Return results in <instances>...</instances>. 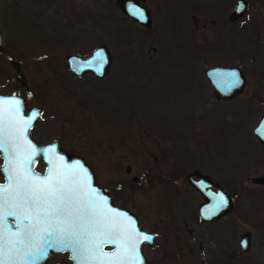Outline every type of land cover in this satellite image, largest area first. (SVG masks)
Wrapping results in <instances>:
<instances>
[{"label": "rangeland", "instance_id": "1", "mask_svg": "<svg viewBox=\"0 0 264 264\" xmlns=\"http://www.w3.org/2000/svg\"><path fill=\"white\" fill-rule=\"evenodd\" d=\"M244 1L232 23L235 0H144L153 20L143 27L116 0H0L7 51L0 93L17 90L12 57L30 88L27 106L40 109L30 137H59L87 160L99 185L118 181L117 203L155 233L142 249L146 264H193L197 230L208 252L220 251L216 235L196 227L201 199L184 179L194 169L232 190L233 207L215 225L225 228L210 226L224 247L227 228L234 248L249 230V264L264 255V187L245 181L264 172V150L251 132L264 106V0ZM99 44L111 56L102 78L66 70L65 55L85 56ZM214 65L244 74L242 92L229 101L216 103L203 75Z\"/></svg>", "mask_w": 264, "mask_h": 264}, {"label": "snow or ice", "instance_id": "2", "mask_svg": "<svg viewBox=\"0 0 264 264\" xmlns=\"http://www.w3.org/2000/svg\"><path fill=\"white\" fill-rule=\"evenodd\" d=\"M97 59L102 61L100 53ZM236 75L230 74L231 84ZM20 103L15 97L0 101V156L8 161L7 183L0 184V264H30L52 248L71 250L76 264H143L139 244L149 237L108 208L83 175L36 176L26 167L32 162L25 155L32 147L25 139L31 122L19 118ZM223 203L221 196L210 214ZM104 245L115 251L104 253Z\"/></svg>", "mask_w": 264, "mask_h": 264}, {"label": "water", "instance_id": "3", "mask_svg": "<svg viewBox=\"0 0 264 264\" xmlns=\"http://www.w3.org/2000/svg\"><path fill=\"white\" fill-rule=\"evenodd\" d=\"M116 3L121 10V12L134 20L137 23H142L144 26L148 25V21L140 20L136 17L137 9L141 10V6L135 4L134 0H116ZM246 8V3L244 0H236L233 9L231 10L230 14L228 15L227 19L229 21H233L241 16ZM147 15V13H146ZM143 21V22H140ZM6 49L3 47L2 42V35L0 31V53H6ZM97 53L101 54L102 61L97 59ZM111 61V56L109 53L108 48L104 44L97 45L89 54L85 56L67 54L64 56V66L69 73H71L74 77H82L84 74H89L94 78H102L107 69L109 67ZM9 65L14 71V80L16 81V88H22L26 85V79L23 76L22 70L20 68L19 63L14 60L12 57L9 60ZM203 75L206 78L211 91L212 95L217 100H229L235 97L236 95L240 94L243 90L245 85L246 79L244 77L243 72L236 66H222V65H215L210 66L203 69ZM236 73V80L235 84H231L230 81L233 79L230 74ZM15 97L21 103L19 105V118L22 120L30 121V126L27 129L26 137L28 144H31V148L26 149V157L31 159L30 164H26V167L31 170V173H34L36 176H45L48 174L49 171H59L63 176L66 178H74L80 175H83L89 185H91L92 190L96 193L97 197L102 199L106 202L108 208H110L113 212H118L120 216L126 217L127 220L125 223L131 222V226L138 231L141 235L149 237L147 240H141L139 244V250L142 257L143 264L147 263L146 258L144 257L141 246L143 244L150 246L153 243L154 235L149 233L140 228L137 217L132 214L129 210L122 208V207H114L110 202V197L108 195H103V192H106L104 188L97 185L94 181L93 172L90 168L84 163L82 157L77 154H67L61 150V145L57 141H52L48 144H44L41 142H36L31 139L29 135V130L33 126V124L38 121L39 113L36 109H30L24 112V99L17 95V94H1L0 93V101L4 99H10ZM252 134L255 136L258 143L264 149V107L261 110L260 116L256 122V124L251 129ZM35 153V155H33ZM67 158L73 157L74 163L73 165H79L81 169L75 168L73 170V175L70 174L69 171L65 174L64 171L58 169V166L61 164L58 161H52L53 158ZM2 163L0 165V174L4 178V182L0 184L7 183V170H8V161L3 157L0 156ZM37 158H42L47 160V167L44 174L39 175L36 174L32 167ZM129 171V166H125V172ZM72 175V176H71ZM134 179V178H133ZM185 180L188 185L197 191L202 197L203 202H201L197 206V212L199 218L202 221L210 222L216 219L221 218L225 213L229 211L231 208V201L228 198L225 191L222 187L216 183L211 181L206 175L199 173L197 170H193L188 172L185 175ZM249 180L254 184H261L264 186V176H252ZM223 196L224 203L219 208H216L215 214H210V210H212L216 204L219 197ZM11 219V218H10ZM239 244L242 250H247L250 245V232L245 231L239 237ZM105 246V245H104ZM109 246L110 249L102 251L104 253H112L115 251V246L113 245H106ZM51 252H66L68 254V260L71 261L72 264H76V262L72 258V252L69 249L64 250H57L55 248L48 249L47 255L38 258L35 262H30V264H43L44 261L50 256Z\"/></svg>", "mask_w": 264, "mask_h": 264}, {"label": "flooded vegetation", "instance_id": "4", "mask_svg": "<svg viewBox=\"0 0 264 264\" xmlns=\"http://www.w3.org/2000/svg\"><path fill=\"white\" fill-rule=\"evenodd\" d=\"M135 1V4H137L138 6H141V10H139V11H141V12H143V15H144V18L143 19H140L139 18V16L138 15H136V17L138 18V19H140V20H146V21H148V25L147 26H149L150 24H151V22H152V20H153V18L151 19V16H150V12H149V10L146 8V5H145V3H144V0H134ZM236 1V0H235ZM246 3V2H245ZM235 4V3H234ZM233 7H234V5H233ZM233 7H232V9H233ZM231 9V10H232ZM138 10V9H137ZM231 12V11H230ZM146 13H147V15H146ZM230 14V13H229ZM228 14V15H229ZM228 15H227V17H228ZM240 17V16H239ZM238 17V18H239ZM237 18V19H238ZM237 19H235V20H237ZM235 20H233L234 22H235ZM227 21L228 22H232L233 23V21H229L228 19H227ZM140 22H143V21H140ZM138 25L139 26H143V27H146V26H144L142 23H138ZM152 51H154V48H152ZM111 62V61H110ZM139 65L141 66V67H145L146 69H148V68H151L152 67V65L150 64H148L147 65V63L146 62H139ZM215 66V65H214ZM152 69V68H151ZM75 78H77V77H75ZM30 88L27 86V83H26V85H24L22 88H17V90H16V92H14V93H1V94H17V95H19V96H21L23 99H24V106H25V108H24V112H26V111H28V110H30V109H36V110H38V113H39V119H38V121L40 120V109H39V107H37V106H33V105H30V106H27V103H28V94H29V90ZM17 91H20V93L21 94H19ZM23 91V92H22ZM212 92V91H211ZM214 98V97H213ZM234 98V97H233ZM214 100L216 101V103L218 102V101H229V100H231V99H229V100H217V99H215L214 98ZM264 107V106H263ZM263 107H262V109H263ZM261 113V112H260ZM38 121H36L34 124H33V126L30 128V130H32L33 129V127H34V125L38 122ZM30 130H29V135H30ZM32 140H34L33 138H31ZM34 141H36V142H41V143H44V144H48V143H50V142H52V141H57L60 145H61V150L63 151V152H65V153H67V154H74V153H72V152H70V151H68V148L65 146V144H64V142L63 141H61V139L59 138V137H55V138H51V139H49V140H34ZM264 150V149H263ZM82 157V156H81ZM74 159L75 158H73V157H67V158H53V162L54 161H58V162H60L61 164L58 166V169H60V170H62V171H64L65 172V174H67L69 171H71L70 172V174H72L73 175V168H72V166H74L73 165V163H74ZM82 159H83V161H84V163L90 168V170L93 172V176H94V181H95V183L97 184V185H99L97 182H96V180H95V174H94V171H93V169L90 167V165L88 164V162H87V160H85V158L84 157H82ZM1 163H2V160H1V158H0V165H1ZM67 166V167H66ZM126 166H128V165H126ZM46 167H47V160H45V159H42V158H37L36 159V161H35V163H34V165H33V167H32V169H33V171L36 173V174H39V175H42V174H44V172L46 171ZM78 169H81V167H79ZM194 170H196V169H194ZM191 171H193V170H191ZM198 171V170H197ZM124 172H125V167H124ZM130 172V168H129V171L128 172H125L126 174H128ZM199 173H201V174H204V175H206L211 181H213V182H216V183H218L221 187H222V189L225 191V193L227 194V196H228V198L230 199V201H231V208L229 209V211L227 212V213H225L222 217H224L225 216V218L227 217L226 215H228L229 213H230V211H231V209H232V207H233V193H231L232 192V190L229 188V187H227V188H224L218 181H216V180H213V178L212 177H210L209 175H207V174H205V173H202V172H200V171H198ZM187 174V173H186ZM71 175V176H72ZM261 176H264V172L262 173V174H260ZM260 175H257V176H260ZM134 178V179H133ZM249 178L250 177H248V176H246L245 177V181H248V182H250L251 184H253V185H257V186H262V187H264L263 185H261V184H254V183H252L250 180H249ZM184 179H185V177H184ZM137 180V176H131V181H133V182H135ZM4 182V178L1 176V174H0V183H3ZM185 182H186V180H185ZM187 183V182H186ZM187 185H188V183H187ZM100 187H102V188H104L105 189V191L106 192H103V195H108L109 197H110V202H111V204L114 206V207H122V208H125V207H123V206H121V205H119L118 203H117V201L115 200V196H116V190L115 189H119V187H120V184L118 183V181H115V182H113V184H112V187L111 186H109V187H107V186H102V185H99ZM189 186V185H188ZM190 187V186H189ZM191 188V187H190ZM191 189H193V188H191ZM194 190V189H193ZM195 191V190H194ZM195 192H197V191H195ZM198 193V192H197ZM199 194V193H198ZM199 196H200V201L196 204V206H195V211H196V214H197V217H198V221L196 222V227L197 228H199L200 229V227L206 232L205 234H207L208 233V231H212V234H215L216 235V239L214 238V240L217 242V245L219 246V250L220 251H218L217 249H213L211 252H208V249H207V247L205 246V244H204V240L205 239H202L201 238V236H199V235H197L198 233H200V231L199 230H197L196 231V234L194 235V240L196 239V252H195V257H194V259L192 260V262H193V264H249V258H248V255L246 254L247 252H248V250H249V248H250V245H249V248L247 249V250H242L241 249V246H240V244H239V237H240V235L243 233V232H245V231H249V230H244V231H242V232H240L239 234H238V236H237V245H236V248H234V246H232L233 245V243H234V236H233V233H232V231H230L228 228L226 229V231H225V233L227 234L226 235V237H225V241H226V243H227V245H225L226 247H224V240L217 234V231L216 230H211V227L210 226H212L213 227V229H216V228H219V227H222V228H225V223H222V224H220V225H218V226H215L216 224H219L216 220H218V219H216V220H214V221H210V222H205V221H202L200 218H199V215H198V212H197V206L201 203V202H203V197L199 194ZM126 209V208H125ZM128 210V209H127ZM221 217V218H222ZM220 219V218H219ZM138 221V220H137ZM233 223V222H232ZM232 223H228V222H226V224H228V225H233ZM139 224V223H138ZM228 225H226V226H228ZM140 226V225H139ZM141 228V227H140ZM142 229V228H141ZM231 229V228H230ZM143 230H145V229H143ZM145 231H147V232H149V233H152L153 235H154V240H153V243H154V241H155V238H156V236H155V233H153V232H151V231H148V230H145ZM203 231V232H204ZM186 233L187 234H191V231H190V229L189 228H186ZM262 241L264 242V237L262 238ZM153 243L150 245V246H152L153 245ZM219 243V244H218ZM143 246H147V245H145V244H143L142 246H141V250L143 249ZM103 249L104 250H108V249H110V247L109 246H103ZM184 262H186V260H185V258H184V260H183ZM43 264H72L71 263V261L70 260H68V254L66 253V252H51V254H50V256L44 261V263ZM256 264H264V255L262 256V259H259V261L256 263Z\"/></svg>", "mask_w": 264, "mask_h": 264}]
</instances>
